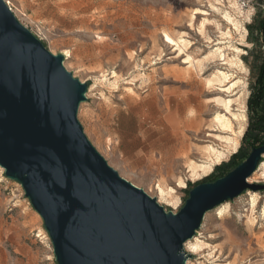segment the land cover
I'll return each instance as SVG.
<instances>
[{
  "label": "rangeland",
  "instance_id": "374dc122",
  "mask_svg": "<svg viewBox=\"0 0 264 264\" xmlns=\"http://www.w3.org/2000/svg\"><path fill=\"white\" fill-rule=\"evenodd\" d=\"M4 1L88 85L77 119L90 143L165 210L242 144L256 0ZM248 182L264 184V154ZM195 236L202 246L185 242L186 264H264V189L207 212ZM0 264H57L41 217L1 167Z\"/></svg>",
  "mask_w": 264,
  "mask_h": 264
},
{
  "label": "water",
  "instance_id": "95a60500",
  "mask_svg": "<svg viewBox=\"0 0 264 264\" xmlns=\"http://www.w3.org/2000/svg\"><path fill=\"white\" fill-rule=\"evenodd\" d=\"M0 0V167L41 217L57 264H186L207 212L246 190L264 143L225 175L165 210L122 178L77 119L88 85Z\"/></svg>",
  "mask_w": 264,
  "mask_h": 264
},
{
  "label": "trees",
  "instance_id": "16d2710c",
  "mask_svg": "<svg viewBox=\"0 0 264 264\" xmlns=\"http://www.w3.org/2000/svg\"><path fill=\"white\" fill-rule=\"evenodd\" d=\"M256 6L255 15L246 25L251 47L245 48L246 55L242 57V60L248 64V56H256L248 85L249 95L246 103L248 124L242 137V144L227 162L217 166L215 171L201 182L214 181L225 175L242 162L253 147L264 143V0H256Z\"/></svg>",
  "mask_w": 264,
  "mask_h": 264
},
{
  "label": "bare ground",
  "instance_id": "6f19581e",
  "mask_svg": "<svg viewBox=\"0 0 264 264\" xmlns=\"http://www.w3.org/2000/svg\"><path fill=\"white\" fill-rule=\"evenodd\" d=\"M203 31V30H202ZM65 56L66 57H68V55H66L65 54ZM220 57V56H219ZM222 57V56H221ZM189 58V57H188ZM223 73V72H222ZM227 77V76H226ZM219 79V78H218ZM217 79V80H218ZM223 81V80H222ZM234 84V83H233ZM224 103V105H225V107H227V108H229L228 106H229V104L231 103V100L230 99H228L227 100V102H223ZM191 117V116H190ZM218 119H219V121L221 120V117H218ZM228 119V118H227ZM217 120V119H216ZM186 121H187V123H188V126H191V120H190V118L189 117H186ZM227 121V120H226ZM229 121V120H228ZM230 122V121H229ZM229 122H226V124H228ZM224 123H225V121H224ZM227 127H229L228 125H227ZM232 130V129H231ZM235 138V137H234ZM237 140V139H236ZM233 141V140H232ZM212 150V149H211ZM219 152V151H218ZM222 154V153H221ZM219 155V154H218ZM202 165V164H201ZM211 165V164H210ZM196 167H199V168H202L203 170L205 169V167L206 166H197V165H195ZM208 166V165H207ZM193 168H194V166H193ZM207 168V167H206ZM210 168V167H209ZM195 169V168H194ZM182 184H183V182H182ZM253 205V204H252ZM195 242H194V241ZM193 241V242H192ZM187 243H190V248L191 249H189L188 250V252H190V253H195L197 250H199L200 248H201V246H202V241H200L196 236H194V238H192L191 240H189V241H187ZM188 247V246H187ZM184 250H186V244L184 245Z\"/></svg>",
  "mask_w": 264,
  "mask_h": 264
}]
</instances>
